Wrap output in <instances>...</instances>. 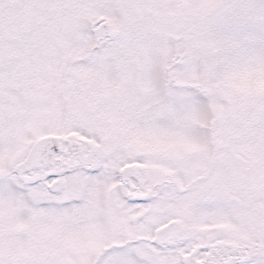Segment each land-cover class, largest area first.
Here are the masks:
<instances>
[{"label":"snow or ice","instance_id":"6c2138e0","mask_svg":"<svg viewBox=\"0 0 264 264\" xmlns=\"http://www.w3.org/2000/svg\"><path fill=\"white\" fill-rule=\"evenodd\" d=\"M0 264H264V0H0Z\"/></svg>","mask_w":264,"mask_h":264}]
</instances>
